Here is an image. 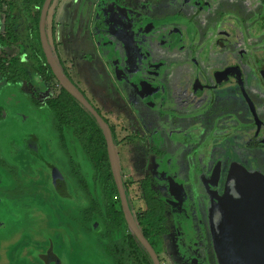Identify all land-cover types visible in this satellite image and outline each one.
<instances>
[{"label":"flooded vegetation","instance_id":"af4514ba","mask_svg":"<svg viewBox=\"0 0 264 264\" xmlns=\"http://www.w3.org/2000/svg\"><path fill=\"white\" fill-rule=\"evenodd\" d=\"M35 1L20 0V4L31 8L35 6ZM53 2L51 0L50 6ZM173 2L171 5L175 10L171 15L177 12L178 18L170 21L173 28L161 33L160 39L170 46L176 40L179 51L184 49L186 54L180 56L172 72L168 75L165 71L160 74L164 81L161 87L156 83L159 91L147 80L151 76L145 75V80L140 83L136 103L119 108L124 110L122 113L111 107L105 117L99 111L103 109L100 98L96 96V99H90L78 84H74L110 128L130 211L152 246L159 264L162 261L156 246L158 238L167 237L172 242L174 236L182 237V240L191 239L196 249L208 247L200 264H218L210 227L209 196L204 184L216 164L219 165V193L223 190L232 166L264 178V0H183L184 4L178 6ZM13 6V0H0V14L3 15V32L0 37L15 35L10 18ZM41 7L39 5L40 11ZM31 14L27 9L23 23L27 26L23 30L24 37L28 35L30 39ZM47 15L48 12L45 31ZM167 16L162 19L164 23L169 22ZM7 25L10 29H7ZM112 104L110 101L109 105ZM123 138L124 141L130 138L137 140L135 145L130 146L136 148L132 163L137 162L135 168L141 173L136 182L124 179L126 173L118 149ZM217 148H240L247 152V165L236 157L225 159ZM253 148H258L259 152L250 155L249 150ZM79 174L80 171L75 169V176ZM127 174L131 177L130 173ZM81 179H77V185L83 188ZM93 180L101 193L100 201H96L102 203L101 184L97 178L93 177ZM32 182H42L36 189L53 193L57 198L55 203L62 199L65 203H77L78 198L72 191L70 180L48 153L43 139L36 132L21 128L12 130L8 135H1L0 220L4 219L7 210L37 206L46 211L49 198H45L42 193V200L37 199L36 194L30 195ZM132 184L142 187L148 185L154 192L159 211L164 216L160 233L146 234L145 227L140 224L139 215L146 208L135 212L133 206L134 199L144 196V193L142 190L140 193L138 191V195L130 194L128 191ZM125 186L128 187L127 191ZM144 200L146 202L145 196ZM86 207L82 209L83 219ZM174 211H177L178 219ZM94 214L97 213L93 212L87 221H92L98 228L102 224V235L111 241L110 234L120 231L122 226L107 233L102 217L99 215L100 224L93 219ZM123 227L126 232L120 236L119 246L114 244L113 252L106 251L111 256L116 253V257L112 256L111 264L115 260L123 264H145L146 255L150 264H153L148 252L126 222ZM131 235L139 243V248ZM122 239H125L124 243ZM132 243L135 248L130 247ZM186 244L180 243L182 249H189ZM14 257L8 251L5 257H0V264H16ZM171 259L179 262L175 252ZM197 262L194 257H189L179 263Z\"/></svg>","mask_w":264,"mask_h":264},{"label":"rangeland","instance_id":"374dc122","mask_svg":"<svg viewBox=\"0 0 264 264\" xmlns=\"http://www.w3.org/2000/svg\"><path fill=\"white\" fill-rule=\"evenodd\" d=\"M57 1L58 0H54L51 4L47 15L46 27L48 38L50 41L53 39L52 45L58 57L60 56L59 59L63 61L64 66L71 75L70 78L72 81L75 84L77 83L90 99H96V96L100 98L101 108L103 109L99 111L105 116L107 115L105 110L107 107L110 108L111 106L107 102L104 91L101 92L100 90L99 92V90H97V83L94 80L92 81L91 64L92 59L94 60V58H96V40L94 39L96 36V30L94 29L95 21L100 20V18L98 19V17H96V13L103 10L100 9L105 6L102 4V1L106 2L107 0H64L66 3L65 7L59 8L56 11ZM182 1L183 0H174L173 3L178 6L180 3L182 4ZM124 2L131 4L134 9L140 7L139 10L146 15L147 22L155 19L157 21L158 19H163L167 16V13H169V16L166 17L168 21L177 20L178 18L177 12L171 15L175 10L174 6L171 5L172 0H124ZM34 3L35 6L25 8L20 4V0H13L14 6L11 8L13 13L11 12L10 18H12L11 21L13 24L11 27L15 35L13 36V34H10V37L12 36L11 44L0 46V57L13 56V58L17 59V63L9 67L10 74L15 73L12 83L7 82V77L0 74V105H2L0 136L8 135L12 130L16 131L17 129L27 128L36 132L43 139L48 153L58 162L63 172L70 180L72 191L79 201L77 200V203L70 201L65 203L62 199L61 201L57 200L55 203L54 200L57 198L53 196V193L36 189L42 182H32L33 188L29 191L30 195L33 196L36 194V198L40 199L42 193L45 198H49V200H47L49 205L45 206L46 211L39 209L37 206L31 208H36L38 213L42 211L44 214H50L51 221L55 227L66 229L68 241L73 248L71 257H73L76 264H111L112 256L116 257V253L111 256L107 254L106 251L110 250V252H113L114 244H116L117 247L119 246L118 241L120 236L125 234V227L122 226L120 231H113L110 234V239L112 240L109 241L108 238L102 235L104 227L101 224L99 215H93V219L101 224L99 228L96 224H93L92 221H86L82 218V209L88 206L90 201H100V188L93 180V170L89 161L81 150L77 139L72 135L69 129L64 131L65 146L63 147L59 144L53 120L44 105L46 99L57 94L58 87L57 84H53V86L46 84L42 79V75L37 73V69L35 68L36 63L33 60L34 58L29 47L30 37L28 35L27 38L24 37L23 30L27 26L23 23L27 9L30 13L39 9V2L35 1ZM3 9L5 10V8ZM145 25L147 28L149 23ZM164 25L165 23L162 26ZM52 26L55 27V30L53 29V37L52 35L50 36ZM1 32H3V15L0 14V33ZM148 33L149 31L147 32V36ZM147 40L148 46L145 47L147 54L146 60L150 59V63L152 64L151 66L148 65V68L152 67L158 61L161 64H167L169 62L168 58L159 59L158 57H151L153 46L156 48L153 52L155 56L156 52L161 51L167 52L168 55L171 54L172 51L174 53L176 46L167 45L164 41L159 43L158 38L154 37L152 33H149ZM108 59L111 60V58L106 57L105 61ZM100 85L101 84L98 82V89ZM92 104L95 105L93 102ZM135 141L137 140L131 138L124 141L123 138L119 143L120 148H118L123 170L124 173H126L124 179L129 182H136L141 176L139 175L141 173L135 168L137 162L135 161V164L132 163L134 158L133 153L136 151V148H130V146L135 145ZM217 150L223 153L225 159L236 157V159L239 158L240 161H244L245 165H247L245 162L247 161V157H245L247 152L242 151L240 148H217ZM258 152V148L249 150L250 155H255ZM75 169L77 172L80 171L78 177L75 176ZM127 173H130L131 177L127 176ZM79 177L85 180L87 189H83L77 185V179H79ZM153 187L156 189L155 184H153ZM47 201H45V203H47ZM102 208L103 206H101V209ZM144 208H146L144 196L135 198L133 210L137 212L144 210ZM173 214L176 215L174 216L177 219L179 218L177 211H174ZM38 216L44 219V223L39 220V222L34 224V230H31L28 224L17 223L15 221L16 217H14V223L11 228L13 231L7 233L0 232L1 258L5 257L7 252L10 251L15 256V263L23 264L21 256L25 246L33 245L36 247H43L47 244V233L41 235L40 232L43 230L47 232L49 223H47L41 213ZM4 217H10V221L12 222L10 210L6 211ZM48 229L52 231V228ZM53 235L57 240L60 234L57 232ZM182 239V237L177 238V236H174L171 242L167 237H165V239L164 237H161V239L158 238L156 246L161 256L162 264H183L179 262L187 258L189 259V257H194L195 260H198L197 264H200V259L204 258V253L208 251V247L205 249H196L195 247L193 248L194 242L191 239ZM184 242L187 243L186 245L189 247L188 250L182 249L180 243ZM54 244L59 250H62L61 244H58L57 241ZM173 252H175L179 262L171 259ZM204 261L206 262V260Z\"/></svg>","mask_w":264,"mask_h":264},{"label":"water","instance_id":"95a60500","mask_svg":"<svg viewBox=\"0 0 264 264\" xmlns=\"http://www.w3.org/2000/svg\"><path fill=\"white\" fill-rule=\"evenodd\" d=\"M50 3L51 0H44L38 21L39 42L45 61L58 84L95 118L105 140L107 157L124 220L148 252L153 264H159L152 246L140 231L130 211L110 128L62 69L50 47L45 31V18ZM218 176L219 165L216 164L209 180L204 184L209 196L210 227L218 264H264V178L232 166L223 190L219 193ZM36 210V208L10 210L12 222L10 217L0 220L1 233L13 231L11 228L14 217L17 223L28 224V227L34 230V224L39 220L44 223V219L38 216L41 213L49 223L48 228H52V231L47 228V232L44 230L40 232L41 235L47 233L45 246H25L21 256L23 264H76L71 257L73 248L68 241L67 232L55 227L50 214H44L39 210L38 213ZM57 232L60 235L56 240L53 234ZM56 241L61 244L62 250L55 246Z\"/></svg>","mask_w":264,"mask_h":264},{"label":"trees","instance_id":"16d2710c","mask_svg":"<svg viewBox=\"0 0 264 264\" xmlns=\"http://www.w3.org/2000/svg\"><path fill=\"white\" fill-rule=\"evenodd\" d=\"M40 4L43 0H37ZM117 3L122 4L124 0H115ZM40 9L34 10L30 15L31 25L30 33L32 39H30V52L33 55V60L36 65L37 73L42 75V79L46 84L52 85L57 84L58 92L55 96L50 97L45 100L44 105L49 111L51 118L53 120V125L55 131L57 132L59 144L63 147L64 144V131L69 129L72 135L77 139L80 148L85 154L87 160L90 163V166L93 170L92 177L97 178L101 184L102 188V203H98L96 200L90 201L88 206L85 208L83 214L84 219L87 221L91 218L93 212H96L102 217V222L105 226V229L108 232H111L112 229H119L121 226L125 225V221L122 215L120 208L119 198L116 186L113 182L111 170L109 167V162L107 159V153L105 148V140L101 129L96 123L95 118L91 113L86 110L76 99L69 95L57 82L56 78L52 74L48 64L45 61L43 55L39 36H38V19H39ZM7 29L9 25H7ZM46 35L50 47L58 60V63L66 74L70 77L68 71L63 67L62 62L60 61L58 54L54 46L52 45L53 39L50 41L48 38L47 27ZM53 37V26L51 27L50 36ZM12 36H1L0 37V46L11 44ZM16 58L13 56L10 57H0V74L7 77V82H13L15 73L10 74L9 67L13 64H16ZM2 114V107L0 106V119ZM83 189H87L86 182L84 179H81ZM126 191L128 187L125 186ZM130 194L135 195L139 194L143 190L144 196L146 198V209L139 215V222L145 227L146 234H151L152 232L160 233L162 231L163 225V213L159 211L160 206L157 204L154 192L150 189L148 185L142 187V185L132 184L130 185ZM139 193H138V191ZM137 193V194H136ZM103 206V209H101ZM131 239L138 246L139 243L133 235ZM122 243L125 242V239H122ZM131 248H135L133 243L130 245ZM138 258V256H137ZM139 262V258H138ZM113 264H123L120 260H115ZM145 264H150L147 255L145 257Z\"/></svg>","mask_w":264,"mask_h":264},{"label":"crops","instance_id":"0c3cea01","mask_svg":"<svg viewBox=\"0 0 264 264\" xmlns=\"http://www.w3.org/2000/svg\"><path fill=\"white\" fill-rule=\"evenodd\" d=\"M102 4L105 5L100 8L103 10L97 12L98 14L96 13V17L100 18V20H96L97 22L95 21L94 26L96 30V36L94 37L96 40V58L92 59L91 76L92 81L94 80L97 84L98 82L101 84L97 90L99 92L100 90L101 92L104 91L108 104L110 101L113 102L112 106L110 105L112 109L122 113L124 110L121 109H123L125 104L136 103V97L139 96L140 83L145 80V75L149 74L151 76L147 80L159 91L160 84L164 81L160 74L164 71L166 75L172 72L174 67L176 68L175 65H178L180 56L183 57L186 52L184 49L179 51L176 40L174 45H172L176 46L175 52L173 53L172 51L169 55L167 52L161 51L156 52L155 56L153 52L156 48L153 46L151 57L168 58L169 62L164 64L166 66L160 67L157 65L161 63L159 61L155 63L154 61L155 64L148 68V65H152L150 59L146 60L147 54L145 51V47L148 46L147 38L149 33L157 37L160 43L162 41L160 34L173 28L170 21L166 22L164 26H162L164 24L162 19L156 20V22L155 20L147 22L146 15L139 10L140 7L134 9L128 2L119 4L115 0H107L106 2L102 1ZM56 5L57 11V9L65 7L66 3L64 0H58ZM146 23H149L147 28ZM53 29L55 30V27ZM106 57L111 58V60L105 61ZM60 61L65 67L63 61L61 59ZM65 69L67 70L66 67ZM0 106L2 107V105ZM110 108L107 107L108 110H105L107 114Z\"/></svg>","mask_w":264,"mask_h":264}]
</instances>
